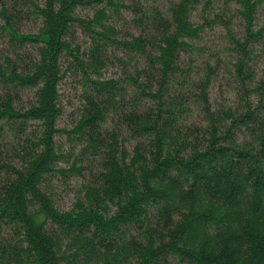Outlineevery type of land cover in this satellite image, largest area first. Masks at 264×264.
Here are the masks:
<instances>
[{
	"label": "trees",
	"instance_id": "obj_1",
	"mask_svg": "<svg viewBox=\"0 0 264 264\" xmlns=\"http://www.w3.org/2000/svg\"><path fill=\"white\" fill-rule=\"evenodd\" d=\"M2 41L0 264H264V0H0Z\"/></svg>",
	"mask_w": 264,
	"mask_h": 264
},
{
	"label": "rangeland",
	"instance_id": "obj_2",
	"mask_svg": "<svg viewBox=\"0 0 264 264\" xmlns=\"http://www.w3.org/2000/svg\"><path fill=\"white\" fill-rule=\"evenodd\" d=\"M90 11H88L87 9H82L80 10V14H86ZM124 17H129L128 15L129 14H126V13H122ZM115 25L117 28L119 29H124V24H123V20L122 19H119L115 22ZM20 31L22 32H36L37 29H38V22L34 21V18L32 19H24L19 25H18ZM211 36L212 38L216 39V43L217 42H220L219 40V34L216 32L214 33H211ZM86 36L84 35V33H82V31L79 29L76 31L75 33V41L79 43V45H83L85 43V38ZM0 43H3L0 42ZM2 47L7 48V43H4V44H1ZM218 83V82H217ZM215 83V86H214V93L217 92V87H218V84ZM60 87V99H61V102L62 104L64 105L65 107V112L66 114L68 115V113L70 111H72L71 109L77 105V94H78V91H79V88H78V85L74 82L73 78L69 75L66 76V78H64L63 82L60 83L59 85ZM28 96V94L26 93L24 98L26 99V97ZM68 121V117L65 115L63 118H62V121L59 122V125L60 126H64L66 124V122ZM77 185V180L76 179H73L72 182H71V189H75ZM62 197V203H65V204H68L72 199V193L71 192H63V194L61 195Z\"/></svg>",
	"mask_w": 264,
	"mask_h": 264
}]
</instances>
